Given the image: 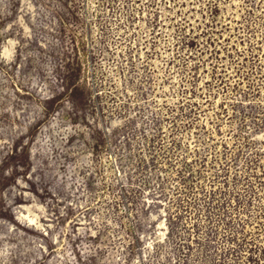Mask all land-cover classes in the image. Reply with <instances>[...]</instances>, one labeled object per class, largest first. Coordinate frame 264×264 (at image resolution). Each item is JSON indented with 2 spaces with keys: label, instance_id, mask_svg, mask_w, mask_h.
<instances>
[{
  "label": "rangeland",
  "instance_id": "1",
  "mask_svg": "<svg viewBox=\"0 0 264 264\" xmlns=\"http://www.w3.org/2000/svg\"><path fill=\"white\" fill-rule=\"evenodd\" d=\"M0 264H264V0H0Z\"/></svg>",
  "mask_w": 264,
  "mask_h": 264
}]
</instances>
